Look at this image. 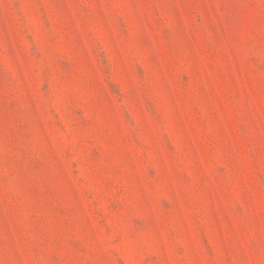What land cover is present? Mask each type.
<instances>
[{
	"label": "rangeland",
	"instance_id": "374dc122",
	"mask_svg": "<svg viewBox=\"0 0 264 264\" xmlns=\"http://www.w3.org/2000/svg\"><path fill=\"white\" fill-rule=\"evenodd\" d=\"M0 264H264V0H0Z\"/></svg>",
	"mask_w": 264,
	"mask_h": 264
}]
</instances>
